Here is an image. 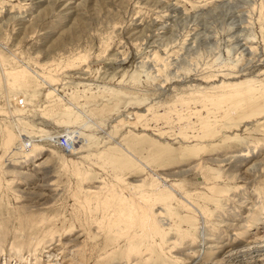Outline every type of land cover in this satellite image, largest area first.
<instances>
[{"label":"rangeland","instance_id":"374dc122","mask_svg":"<svg viewBox=\"0 0 264 264\" xmlns=\"http://www.w3.org/2000/svg\"><path fill=\"white\" fill-rule=\"evenodd\" d=\"M48 1L0 0V41L19 60L5 69L31 73L12 91L0 86V264H261L264 0H60L54 11L56 0ZM237 41L251 52L241 54ZM76 69L90 74L77 77ZM249 79L257 98L220 101L231 91L222 83ZM14 102L19 126L7 113ZM73 106L79 120L66 116ZM133 114L141 119L131 121ZM79 129L65 153L60 136ZM231 156L222 168L211 165ZM208 165L219 191L195 185ZM152 180L165 198L153 210L174 215L185 247L171 256L163 242L169 229L160 235L153 226L154 242L137 243L154 257L135 259L129 240L104 237L103 220L122 200L140 201ZM198 209L207 220L228 214L214 223L218 233L206 232L204 249L201 238L189 239L204 226L192 219ZM236 247L253 251L240 256Z\"/></svg>","mask_w":264,"mask_h":264},{"label":"bare ground","instance_id":"6f19581e","mask_svg":"<svg viewBox=\"0 0 264 264\" xmlns=\"http://www.w3.org/2000/svg\"><path fill=\"white\" fill-rule=\"evenodd\" d=\"M51 0H49L48 1V3L50 2ZM59 1L60 0H56V2L54 1L53 2V11L54 10H56V8H58V7H60V4H59ZM85 1H87V0H85ZM85 1L84 2H82V3H80V5L78 4L77 6H78V8H80V6L81 5H83V4H85ZM159 2V1H158ZM57 5V6H56ZM157 5V4H156ZM163 5V4H162ZM161 6V5H160ZM63 7H65L66 8V6H63ZM159 9H160V7H158ZM168 8H170V7H168ZM166 9V8H165ZM167 10V9H166ZM171 10V9H170ZM177 10H179V9H177ZM171 13H173V12H171ZM168 14V13H167ZM170 15V14H169ZM175 16L176 15H178L177 13L176 14H174ZM174 15H173V17H174ZM182 16V15H181ZM178 18V17H177ZM183 20V19H182ZM75 24V23H74ZM155 27V26H154ZM151 28V27H150ZM161 30H163V29H161ZM165 32V31H164ZM162 34V33H161ZM157 37V36H156ZM158 37H162V35L161 36H159L158 35ZM163 38V37H162ZM164 39V38H163ZM163 39H161V40H163ZM163 42V41H162ZM170 42V41H169ZM167 43V42H166ZM192 43V42H191ZM190 43V44H191ZM236 46H238V50H241L240 52H241V54H246V55H248V53H250L251 52V50H250V48L248 47H244L245 45L244 44H242L241 43V41H237L236 42ZM2 48L3 49H5V50H7V53L8 54H6V53H4L3 52V50H2ZM17 49H18V47H17ZM9 47L5 44H3L1 41H0V53H2L3 54V57H0V86H2L3 84L6 86V88H7V90L8 91H12V90H14V88H16L15 86H16V83H17V81L18 80H21V79H29L30 78V72H27V69H26V71H25V69L23 68H21V69H15L14 71L13 70H11V69H9V70H7V69H5V66H8V65H11L10 64V62H8V59H12L13 58V62H14V64H16V59L18 60V57L15 55V53H17L18 54V52H9ZM16 50V49H15ZM11 51V50H10ZM19 51V50H18ZM20 52V51H19ZM11 53V54H10ZM115 56V55H114ZM7 57V58H6ZM12 57V58H11ZM89 57V56H88ZM85 59V58H84ZM241 59V58H240ZM86 60V59H85ZM19 61V60H18ZM76 61V60H75ZM78 62V61H77ZM76 62V63H77ZM11 63H12V61H11ZM68 63H74V60H72V61H68ZM13 64V63H12ZM13 64V65H14ZM263 64V63H262ZM146 65V64H145ZM169 65V64H168ZM260 65V64H259ZM69 67H71V66H69ZM145 67V66H144ZM167 67V66H166ZM252 67V66H251ZM18 68V67H17ZM142 68V67H141ZM147 68V67H146ZM145 69V68H144ZM163 69V68H162ZM242 69H244V68H242ZM260 69V68H259ZM29 70V69H28ZM150 70V69H149ZM186 71V70H185ZM256 71V70H255ZM38 72V71H37ZM150 72H151V70H150ZM150 72H149V74H150ZM69 74L71 73V72H68ZM75 73H76V75H77V77H78V75L79 76H83V77H86V75H88V74H90L89 72H88V70L87 71H84V70H81V69H76L75 70ZM88 73V74H87ZM152 75V74H151ZM230 76H233L232 74H229ZM236 75H238V74H236ZM31 77H33L32 75H31ZM41 77H46L48 80H52L53 78H52V76H46V75H44V73H43V75H41ZM35 78V77H34ZM81 78V77H80ZM25 84V83H24ZM255 84H257V82H256V79H249V81H245V82H239V83H233V84H231V83H229V84H227V85H225V84H221L220 85V87H219V89H223V90H231V91H229L230 93H232V92H234L233 94H235L234 96H231L232 94H230V93H224L223 95H221V98H222V100H220V101H223V103L224 102H229V101H233V100H235L237 97H245V98H247L246 99V102H249V100H253V99H255V98H257L258 97V95H260L259 93H258V90L256 89V87H255ZM25 86H26V84H25ZM85 87V86H84ZM205 89V88H204ZM197 93H200L201 95H203L204 96V100L205 99H213V97L212 96H209V95H207V94H204L203 93V91H201V92H199V91H196ZM52 93L53 92H51V95H52ZM79 96V95H78ZM77 96V97H78ZM76 98V97H75ZM79 98V97H78ZM192 98V97H191ZM193 98L195 99L196 97L195 96H193ZM73 99V98H72ZM217 99V98H216ZM12 101V100H11ZM10 101V102H11ZM13 101H15L16 102V99L15 100H13ZM181 101V100H180ZM199 101V100H198ZM197 101V102H198ZM202 101V100H201ZM200 101V102H201ZM220 101L218 102V103H220ZM15 102L14 103H12V104H10L11 106H12V110H8L7 111V113H8V115L11 117V118H13V120H14V122L13 123H11V124H13V126H19V123H18V121L20 120L19 118H18V114L17 115H15V113H20L19 111H17L16 110V108H18V106L17 105H14L15 104ZM210 103L212 104V105H217L216 103H214V102H211L210 101ZM206 104V103H205ZM70 105V104H69ZM72 105V104H71ZM188 105V104H187ZM185 106V105H184ZM72 107V106H71ZM67 108V107H66ZM69 108V107H68ZM65 109L66 110V116H68V118H73V119H77V120H79L78 119V117L77 116H81L80 114H78L79 113V111H78V109H76V108H74V106H73V110L72 109ZM153 109V108H152ZM188 109V108H187ZM64 110V109H63ZM152 111V110H151ZM81 112V111H80ZM6 113V112H5ZM74 113H75V115H74ZM186 113H188V112H186ZM71 114V115H70ZM192 114V113H191ZM194 114V113H193ZM142 115V114H141ZM188 115V114H187ZM136 116H138L139 117V115L137 114ZM136 116L134 117V114L133 115H131L130 117H128L131 121H132V119H134V118H136ZM143 116V115H142ZM177 117L178 118H182V116H181V113H177ZM6 117H4V119H5ZM10 118V119H11ZM140 118V117H139ZM8 119V118H7ZM118 119V118H117ZM141 119V118H140ZM9 120V119H8ZM137 120H139V119H137ZM119 121V120H118ZM121 122V121H120ZM115 123V122H114ZM120 124V123H119ZM117 125V124H116ZM205 126V125H204ZM208 129V127L206 126V128H204V130L203 131H208L207 130ZM86 130V129H85ZM182 131V130H181ZM184 131V130H183ZM68 132V131H67ZM85 132V131H84ZM80 133L81 134H83V132H81L80 131V129L79 130H76V131H74V132H69V133H66V134H64V136H60V142H59V146L62 148V150L65 152V153H67V154H70V153H72V151H73V149H72V143H71V141H73L74 142V140L75 139H78V138H81V135H80ZM7 134L8 135H10V133L9 132H7ZM182 134V133H181ZM210 134V133H209ZM141 135H143V134H141ZM183 135V134H182ZM181 135V136H182ZM83 136V135H82ZM86 135L84 134V137H85ZM84 137H83V139H84ZM142 137V136H141ZM188 137V136H187ZM86 138V137H85ZM92 139H93V137H91ZM143 138V137H142ZM184 138H186V137H184ZM86 140V139H85ZM91 140V139H90ZM94 140H95V138H94ZM65 142V144H67V146L68 147H65V146H63L64 143ZM9 143H10V140H6L5 141V146H8L9 145ZM121 146H123V145H121ZM124 147V146H123ZM113 148V147H112ZM123 149V148H122ZM122 149H121V151H122ZM119 150H120V148H119ZM128 150L125 148V149H123V153L125 154V152H127ZM98 152V151H97ZM100 153V152H99ZM98 153V154H99ZM128 153V152H127ZM127 153H126V155H127ZM123 154V155H124ZM90 155V154H89ZM128 155H130V154H128ZM127 155V156H128ZM230 155V154H229ZM98 156V155H97ZM101 156H102V154H101ZM100 156V157H101ZM105 156V155H104ZM116 156V155H115ZM133 156V155H132ZM225 156V155H224ZM107 157V156H106ZM105 157V158H106ZM129 157V156H128ZM111 159H113V156H111L110 157ZM131 158V157H130ZM135 158V157H134ZM100 159V158H99ZM232 159H235V157L233 156H231V157H229V158H225L224 160H220L219 158H215V159H213V160H211V165H215V167L217 168V169H219L218 167L220 166V168H222V164L223 163H229ZM98 160V159H97ZM106 160H108V158L106 159ZM135 160H136V158H135ZM100 161H102L103 162V160L101 159ZM138 161V160H137ZM139 163H140V161H139ZM107 164V163H106ZM105 164V165H106ZM138 165V164H137ZM142 165V164H141ZM211 165H208L207 166V168H205V172H204V170H203V175L200 177V179H201V181L199 182V183H195V185L196 186H203L204 188H206L207 189V191L209 192V193H211V192H216V191H219L218 189H217V185L216 184H213V183H210V181H211V174H209V173H213L215 170H214V168H212V167H214V166H211ZM257 166L256 164H253L252 166ZM139 166V165H138ZM137 166V167H138ZM251 166V167H252ZM143 167V166H142ZM250 167V168H251ZM209 172V173H208ZM242 175H245V176H248L249 175V170H247V172L246 173H242ZM116 180H117V178H116ZM141 182V181H140ZM139 182V183H140ZM144 182H141V184H143ZM150 183V182H149ZM184 183V180H182V182L180 183V185H179V187L182 189V191L184 192V194H185V196H187L188 194V191L186 190V188H185V185L183 184ZM151 184L152 185H148V191L147 190H139V192H138V198H139V200L140 201H137L135 204H131V206H129V205H127L123 200L121 201V204H120V207H118V210H112V211H114L113 213H112V216L110 217V218H106L105 220H103V226H104V233H105V235H104V237H107V238H109V237H112V238H114V241H113V243H118V240H116V238H121V237H124V238H126L127 240H129V246L126 248V250H127V252L129 253V254H133V257L136 259L137 257H144V258H149V256H147L148 254H147V251H148V249H149V247L151 248V246H146L145 248H143L142 247V243H137V241H139V238H142V237H145V236H150V239H151V241L152 242H154V240L155 239H153V234H155L154 232H153V229H152V227L154 226L157 230H158V234H160V235H163V234H165V231H166V229H169L168 231H166V234H165V240L163 241V242H165V241H167V242H169V244L167 245V250L169 251V253H170V255L171 256H174V255H176L177 253V255H180V251H181V249H183V247H185V245H184V240H185V238H183L182 236H180L179 235V228H178V226H177V221H176V219L174 218V215H170V216H166L165 214H164V211H155V210H153V206H154V202L156 201V202H164V200H165V198L163 199V196H164V193H162V192H160V191H158V190H156L157 188H158V185H157V181L156 180H152V182H151ZM145 185V184H144ZM99 186V185H98ZM96 189H98V187H95V192H97L96 191ZM102 189V188H101ZM188 189V188H187ZM90 190V189H89ZM100 190V189H99ZM103 190V189H102ZM93 191V190H92ZM101 191V190H100ZM99 191V192H100ZM141 191V192H140ZM200 191H202V190H200ZM196 192V191H195ZM89 193H90V191H89ZM92 193V192H91ZM90 193V194H91ZM94 193V192H93ZM107 193H108V195H109V191H107ZM190 193V192H189ZM233 193V192H232ZM95 194V193H94ZM101 194V193H100ZM112 194V193H111ZM191 194V193H190ZM96 195V194H95ZM192 195V194H191ZM200 195H203V196H206V194L205 193H198V196H200ZM234 195V193L231 195V196H233ZM230 196V197H231ZM109 197H112L111 195H109ZM115 197V196H114ZM107 198V197H106ZM228 198H229V196L227 195V198H225V200H224V202H223V204L225 205V203L226 202H228ZM110 199V198H109ZM108 198H107V200H109ZM112 200H114V199H112ZM103 201V200H102ZM110 201V200H109ZM108 202V201H107ZM109 203V202H108ZM192 204V203H191ZM103 206L102 207H104V206H107L106 205V201H104V203L102 204ZM113 206V205H112ZM118 206V205H117ZM111 206H109V208H110ZM108 208V207H107ZM106 209V208H105ZM199 210V212H201L199 215V217H192V219H196V222L197 223H203V227H198V226H196L195 225V228H194V233L191 235V237H189V239L192 241V242H194V244L193 245H195L198 241H199V238H201L202 239V241L200 240V242H201V245H202V249H204L205 247L206 248H208L207 246H206V242H205V235H206V232L207 231H209V230H211L212 232H215V233H218L219 232V228L214 224V223H216V222H219V223H223V222H225V217H227L228 216V214H226V213H216V214H214V218L213 219H210V220H207L206 219V217H205V214H204V211L203 210H200V209H198ZM104 211V210H103ZM106 211V210H105ZM111 215V214H110ZM190 223V222H189ZM191 223H194V222H191ZM190 223V224H191ZM217 224V223H216ZM231 225V224H230ZM191 226L193 227L194 226V224H191ZM237 225H231L230 227H236ZM105 229H106V231H105ZM148 232H150L149 234H148ZM171 232H173V233H171ZM144 240V239H143ZM143 240H141V241H143ZM148 241V240H147ZM196 241V242H195ZM161 246V245H160ZM193 247V246H192ZM240 247V246H239ZM239 247H236V251L234 252L236 255L237 254H239L240 256H244V254H243V252H245L246 251V253H249V252H252V251H249V248H245V247H243V248H241V249H239ZM256 252H258V253H262V251H258V250H255ZM227 254H229V253H227ZM232 254V253H231ZM235 255V256H236ZM154 256H152L151 255V257L148 259V260H151V258H153ZM178 258V257H177ZM231 258V257H230ZM260 258H261V260L259 261L261 264H264V254H261V256H260ZM263 258V259H262ZM199 260H198V262L196 263V264H200L201 263V259L200 258H198ZM220 261V260H219ZM223 261H225V260H223ZM223 261H220L221 263H215V264H224L223 263ZM262 261V262H261Z\"/></svg>","mask_w":264,"mask_h":264},{"label":"built area","instance_id":"2783aa9c","mask_svg":"<svg viewBox=\"0 0 264 264\" xmlns=\"http://www.w3.org/2000/svg\"><path fill=\"white\" fill-rule=\"evenodd\" d=\"M63 144H64L63 146H65V147H68L69 146V145L67 146V144H65V142Z\"/></svg>","mask_w":264,"mask_h":264}]
</instances>
